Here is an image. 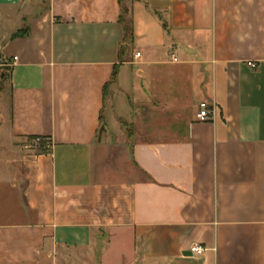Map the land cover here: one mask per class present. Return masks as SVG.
I'll list each match as a JSON object with an SVG mask.
<instances>
[{
    "label": "crops",
    "instance_id": "obj_1",
    "mask_svg": "<svg viewBox=\"0 0 264 264\" xmlns=\"http://www.w3.org/2000/svg\"><path fill=\"white\" fill-rule=\"evenodd\" d=\"M0 53V264H264V0H0Z\"/></svg>",
    "mask_w": 264,
    "mask_h": 264
},
{
    "label": "built area",
    "instance_id": "obj_2",
    "mask_svg": "<svg viewBox=\"0 0 264 264\" xmlns=\"http://www.w3.org/2000/svg\"><path fill=\"white\" fill-rule=\"evenodd\" d=\"M137 56H140V53L136 54ZM17 60L16 57H14V61ZM4 65H12L11 61H8L1 53H0V66H4ZM252 67H255V64L251 65ZM214 115V107L206 101L201 102L198 105V110L196 113V120L200 121V122H205V121H209L213 118ZM34 141L36 142H40L41 139L40 137H36L34 139ZM191 252L193 254H197V255H201L204 253L205 248L201 245H194L191 247Z\"/></svg>",
    "mask_w": 264,
    "mask_h": 264
},
{
    "label": "trees",
    "instance_id": "obj_3",
    "mask_svg": "<svg viewBox=\"0 0 264 264\" xmlns=\"http://www.w3.org/2000/svg\"><path fill=\"white\" fill-rule=\"evenodd\" d=\"M122 1V0H121ZM127 8H125V12H127ZM122 19H123V21H125L124 20V15H123V17H122ZM126 22V21H125ZM126 29H127V33H130L131 31H132V29H131V20L130 21H128L127 23H126ZM126 43H128V42H126ZM126 46V44L125 45H123L122 46V48H121V52H122V50H124L125 47ZM116 78V72H115V74H114V79ZM41 139V141H40V145L41 146H45L46 145V141L45 140H43L42 138H40Z\"/></svg>",
    "mask_w": 264,
    "mask_h": 264
},
{
    "label": "rangeland",
    "instance_id": "obj_4",
    "mask_svg": "<svg viewBox=\"0 0 264 264\" xmlns=\"http://www.w3.org/2000/svg\"><path fill=\"white\" fill-rule=\"evenodd\" d=\"M5 106V105H4ZM96 263V262H95Z\"/></svg>",
    "mask_w": 264,
    "mask_h": 264
}]
</instances>
